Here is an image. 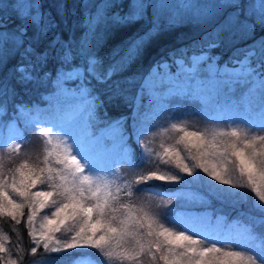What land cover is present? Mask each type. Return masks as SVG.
I'll return each mask as SVG.
<instances>
[{
	"label": "snow or ice",
	"instance_id": "snow-or-ice-1",
	"mask_svg": "<svg viewBox=\"0 0 264 264\" xmlns=\"http://www.w3.org/2000/svg\"><path fill=\"white\" fill-rule=\"evenodd\" d=\"M226 6L241 7L237 3ZM152 7L151 3L136 5L141 12ZM252 8L251 20L235 16L217 22L209 34L210 41L201 46L210 50L229 46L239 39H250L257 25L264 27V0H259L258 5L254 2ZM13 22L14 27L9 28L7 22L0 21V66H7L5 57L14 50L20 56L13 69V78L18 84L42 83L46 73L38 70L54 58L59 60L61 68L67 67L71 73L74 54L70 47L65 48L58 40L48 41L47 47H41L53 30L54 21L38 14L33 3L20 0ZM144 36L149 40L153 38L148 33ZM144 36L129 45V58L138 56L146 47ZM204 40L205 37H201V41L195 43ZM93 63L90 62L86 71L109 88V99L127 103L126 89L112 79L117 69L113 67L101 75ZM225 67L233 69L225 73L228 83L258 89L264 99V37L252 40L243 48H234ZM0 89L6 96L7 85L0 84ZM137 98L143 102V95L138 94ZM98 106H102V102ZM108 128L116 132L125 145L126 136L132 139L123 118L110 121ZM171 128L180 135L173 144L161 143L159 152L143 143L151 129L133 130L138 133L135 143L141 147V157L138 159L133 154L126 163L132 168L155 164L154 170L139 174L134 180L118 178L116 169L110 172L97 169L81 154L78 142L69 143L62 136H54L51 128L39 132L45 145L43 159L37 158V163L31 166L25 159L7 176L2 153L7 152L10 158L13 152L19 153L21 144L0 145V218L6 217L12 222L17 241H22L17 226L24 224L32 244L30 254L35 256L43 249L41 264H59L64 257L52 256V253L77 249L97 250L95 254L90 253L99 257L95 264H264V134L239 126L211 134L189 130L184 123H174ZM260 129L264 132V126ZM84 135L98 142L90 129H86ZM161 165L166 168L162 170ZM185 176L192 178L189 183L210 177L218 185L229 186L220 188L209 181L210 187L215 189L210 195L231 197L234 205L248 203L245 189L254 194L251 208L256 215L242 213L248 216L243 225L244 240L199 239L189 235L186 229L177 230L174 220L162 219L150 207L131 199L134 194L160 195L161 185L150 184V181L173 184L181 182ZM37 185L43 186V190L37 189ZM123 196L129 199L124 201ZM45 209L51 211L40 216ZM11 239L0 227V264H23L24 249L21 243L14 249L9 247Z\"/></svg>",
	"mask_w": 264,
	"mask_h": 264
},
{
	"label": "rangeland",
	"instance_id": "rangeland-1",
	"mask_svg": "<svg viewBox=\"0 0 264 264\" xmlns=\"http://www.w3.org/2000/svg\"><path fill=\"white\" fill-rule=\"evenodd\" d=\"M129 1L131 9L137 13L141 12L136 8L138 3H151L153 7L150 12L154 13L155 17L160 18L169 15L168 20L166 19L169 21V23L166 22L168 28H165L169 31L180 28L183 23L191 24L193 22L199 24L203 34L208 38H210L209 34L216 23L225 17L240 16L241 19L251 20L253 18L252 4L255 2L258 5L259 2V0ZM230 3L240 4L241 7H227L226 5ZM256 30H259V33L255 32L250 39H239L231 44L233 46H222L207 51L200 49L198 52H189L187 60L179 55H174L168 61L155 63L144 76L138 91L139 95H143V102L141 103L140 99L137 98V94L130 118L120 117L125 121L128 120V131L133 139L136 140L138 134L133 132L134 129H151L152 131L143 143L147 144L154 152H159L161 143L169 145L178 139L180 133L171 128L174 123H184L189 130L207 131L209 134L219 129L236 126L250 129L255 134H264L260 129L261 126H264V99H261L258 89H250L247 85L227 82L228 77L225 73H231L233 69L225 67L226 62L221 61L223 54L220 53V51H227L231 47L243 48L247 44L246 42L251 39L258 40L264 37V27L257 25ZM204 41L208 43L207 40ZM204 41L202 44H207ZM249 43L251 44L252 41ZM68 72V68L59 67L56 73L58 78L53 83L56 89L53 96L56 97L54 106L57 111L55 108L47 110L42 108V111L38 110L30 116L25 113L20 115L12 113L10 120H6L4 115L0 113V145L8 143L11 147L17 143L21 144L19 153L13 152L10 158L7 152L2 153L6 176L10 170L16 168L25 159L29 160L30 166L37 163V158L43 159L42 152L45 146L43 140L42 143L40 140L38 148L33 150L34 146L26 142L29 138L23 136L20 131V125L32 124L33 128L28 134L37 133V136L30 139L42 138L39 132L51 128L54 136H62L69 143L78 142L81 154L87 156L97 169L109 172L116 169L118 178L128 180L127 172H132L129 171L131 167L127 166L126 163L132 151L128 137H125L127 141V145H125L118 139V134L108 128L110 121L101 125L95 119V105L88 95L87 87L83 85V67L75 66L72 67L71 73ZM175 97L178 101L174 100ZM171 100H174V105H172ZM181 103L178 118H175V112H171V116L174 118L161 115L157 123H150L152 118L158 116L161 110L171 106L176 107V104ZM174 107L172 109H175ZM86 129H90L91 133L98 138V142L90 140L84 135ZM151 165L155 168L154 164ZM125 168H127L126 172H124ZM165 168L166 166H163L162 170ZM197 171L201 176L206 177V174L200 170ZM191 180V177L185 176L181 182L171 184L176 188L174 195L178 200L174 203L170 201V198L163 199L151 194H147L146 197L141 194H134L131 199L134 203L150 207L161 218L164 211L169 209L172 211L169 220H174L176 226L180 225L182 229L188 230L189 235H196L197 237H199L198 235H205L207 238L216 241L244 240V222L237 219L226 221L222 214L213 216L208 208V199L204 191L214 189L209 185L211 178L189 183ZM159 183L162 182L157 184ZM211 184L218 185V182L211 181ZM218 186H222L221 188L228 187L226 185ZM37 189L43 190V186L37 185ZM37 189H33V191ZM128 199V197L123 196L124 201ZM50 211L51 209H45L44 212L40 213V216ZM27 212L26 209V215ZM37 221H39V217ZM57 235L63 238L62 235ZM68 264L95 263L87 257L79 256L72 259Z\"/></svg>",
	"mask_w": 264,
	"mask_h": 264
},
{
	"label": "trees",
	"instance_id": "trees-1",
	"mask_svg": "<svg viewBox=\"0 0 264 264\" xmlns=\"http://www.w3.org/2000/svg\"><path fill=\"white\" fill-rule=\"evenodd\" d=\"M26 2L33 3L36 12L42 14L46 20L50 18L55 22L53 30L48 34L41 47H47L48 41L58 40L65 48L70 47L72 49L74 54L73 67H83V85L87 87L88 95L95 105V119L101 125L120 117L130 118L134 100L141 87L142 80L155 63L168 61L174 55H179L187 60L189 52H198L200 49L209 50L201 46L202 42L200 44L195 43L201 41V37H205L198 23H183L180 28L169 31L165 29L167 27L166 22L169 23L167 21L169 15L157 18L154 16V13L150 12L151 8L137 13L131 9L129 0H26ZM19 3L20 0H0V21L7 22L9 28L14 27L13 21ZM154 23L156 27H153ZM255 32L259 33V30ZM145 33H148L153 38L149 40L148 36H144ZM141 36H144L145 41H147L146 47L138 56L132 55L129 58V45ZM210 39L211 37H205V40L208 42ZM252 40L255 39H251L250 41ZM249 42L246 43L250 44ZM232 49L234 47H231L227 51H220L223 54L221 58L222 62H227L229 57L233 55ZM19 61L20 56L15 54L13 50L5 57L7 66H0V84L7 85L8 88L6 96L3 90L0 89V113L4 115L6 120L11 119L12 113L16 115L25 113L30 116L38 110L42 111V108H46V110L55 108L54 99L56 97L54 98L53 96L56 89L53 83L58 78L56 73L60 67L59 60L55 58L51 59L42 69L38 70L46 73L43 76L42 83L37 82L27 86L18 84L13 78L14 66ZM90 62H94L92 66L101 75L107 73L113 67L117 69L116 75L112 79L118 81L126 89L127 95L125 99L127 103L124 100L113 101L109 99V88L99 83L91 74L87 73L86 69L90 66ZM174 100L178 101L176 97ZM174 100H171L172 105H174ZM101 102L102 106H98ZM176 105V107L171 106L161 110L158 116L156 115L152 118L150 123H157L161 115L163 117L170 116L169 118H174L171 116V112H175L174 116L178 118V111H180L182 103ZM172 107L175 109H172ZM55 111H57V108H55ZM32 128V124L20 125L21 134L29 138L26 142L32 144L34 146L33 150H36L39 146L38 142L41 140L42 143L43 139H30L33 136H37V133L28 134ZM129 144L132 148L131 155L134 154L139 159L141 157V147L135 143L133 137L129 139ZM162 167L163 165L161 169ZM154 169V166L152 167L151 164H146L143 168L131 167L129 171L132 172H127L128 180H134L139 174L147 173ZM126 170L127 168L124 169V172ZM149 183L157 184L158 181H150ZM159 184H161V188L159 189L160 195H158L160 198H170L172 203L178 201L174 195L176 191L174 186L171 184L166 186L163 182ZM135 187L133 189L134 192ZM218 187L221 188L222 186ZM214 191L215 189L204 191L208 199L207 206L213 216L222 214L226 221L237 219L246 223L248 216L242 215V213L256 215L251 208L254 195L250 190H244L248 191V203L239 205H234L233 198L231 197L217 198L214 195H210ZM147 194L149 193L141 195L146 197ZM171 213L172 211L169 209L164 211L162 219L167 217V220H169ZM0 227L12 237L8 244L9 247L14 249L17 243H21L24 249L23 264H41L44 256L43 249H39L35 256L30 254L32 244L23 223L17 226L18 231L22 234V241H17L12 231L14 226L6 217L0 218ZM176 228L179 230L181 226H176ZM198 236L197 238L199 239L206 237L205 235ZM218 246L222 245L218 243ZM96 251L93 249H77L68 250L63 253H52L51 255L64 257L59 264H68L72 259L79 256L87 257L95 263V260L99 257L90 255V253L95 254Z\"/></svg>",
	"mask_w": 264,
	"mask_h": 264
}]
</instances>
